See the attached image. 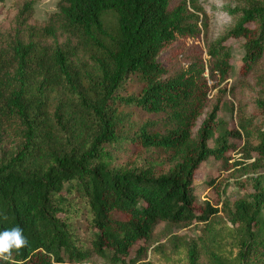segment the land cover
I'll list each match as a JSON object with an SVG mask.
<instances>
[{"label": "trees", "instance_id": "trees-1", "mask_svg": "<svg viewBox=\"0 0 264 264\" xmlns=\"http://www.w3.org/2000/svg\"><path fill=\"white\" fill-rule=\"evenodd\" d=\"M189 1L58 0L57 12L38 25L28 0L15 24L0 28V120L19 118L27 130L23 146L0 162V231L18 226L28 240L0 264L80 263L92 252L104 256L107 250L113 261H120L136 243L149 240L159 222L206 221L218 212L209 203H198L196 172L211 157L226 158L235 149L230 137L241 131L217 132L225 89L194 131L208 106L211 86L204 57L186 44L201 34ZM106 12L118 16L116 46L109 53L110 63L102 64L100 79L87 84L74 60L88 47H103ZM239 12L229 35L245 40L240 73L246 77L264 56V5ZM224 40H216L208 52L221 82L232 71ZM167 50L170 55L163 57ZM177 62L180 68L174 67ZM256 77L264 85V72ZM134 80L137 94L120 95L121 85ZM35 85L40 96L66 87L79 97L94 126L86 148L46 153L36 145L29 117L36 101L28 95ZM257 104V114L264 115V99ZM119 105H132L148 118L128 139L119 138ZM241 128L249 133L247 125ZM259 132L255 149L264 156V132ZM216 134V146L210 147ZM121 140L132 155L114 165L105 147ZM148 151L153 152L150 158L145 156ZM252 198L235 203L232 220L250 234L243 243L244 258L264 264L259 218L264 192ZM89 228L94 231L92 252L79 245L80 233Z\"/></svg>", "mask_w": 264, "mask_h": 264}, {"label": "rangeland", "instance_id": "rangeland-1", "mask_svg": "<svg viewBox=\"0 0 264 264\" xmlns=\"http://www.w3.org/2000/svg\"><path fill=\"white\" fill-rule=\"evenodd\" d=\"M28 0H4L0 2V28L8 29L17 21L23 4ZM33 2L32 21L44 24L57 12L58 0H31ZM255 5H264V0H191L190 10L199 18L201 34L186 40L187 47L201 53L206 61L205 75L211 86V94L205 113L199 118L196 131L212 111L221 89H225L217 114L218 133L241 131L239 136L230 137L235 144L226 158L213 157L204 161L194 181L198 203H209L218 212L206 221L170 224L159 222L147 241L136 243L130 255L120 261L112 260V252L104 256L92 252L90 240L93 230L80 233L81 245L92 253L88 259L71 264H253L244 258L243 243L250 237L248 229L232 220L235 203L239 200L252 201L257 192H264V156L255 147L260 143L264 132V115L257 114L259 99H264V85L257 83V73L264 72V56L256 70L248 76L240 73L245 56L243 38L229 35L241 13ZM107 35L101 37L103 47L92 46L78 53L74 63L82 80L98 81L102 75V64L110 63V51L116 46L118 37V16L106 12L103 17ZM225 39V49L231 54L232 71L225 82L212 70L209 49L216 40ZM170 55L169 50L163 57ZM166 62V60H164ZM180 64H174L180 68ZM138 82L127 81L122 84L120 95L133 97L137 94ZM261 86L263 88H261ZM227 87V89H226ZM28 95L35 99L36 106L29 117L35 129V143L41 145L46 153H64L75 147L86 148L92 139L94 126L86 114L79 97L66 87L48 89L40 96L37 86L28 88ZM160 115L158 116V118ZM148 120L147 116L132 105H119L118 129L120 137L128 139ZM164 121V116L160 117ZM247 125L245 134L241 126ZM27 130L19 118L11 121L0 120V162L12 156L26 139ZM209 141L210 147L216 146V136ZM110 161L121 165L129 160L132 149L127 141L121 140L106 145ZM153 155L146 152L147 157ZM260 227L264 231V207L259 216ZM70 264V263H64Z\"/></svg>", "mask_w": 264, "mask_h": 264}, {"label": "clouds", "instance_id": "clouds-1", "mask_svg": "<svg viewBox=\"0 0 264 264\" xmlns=\"http://www.w3.org/2000/svg\"><path fill=\"white\" fill-rule=\"evenodd\" d=\"M28 243L23 229L12 227L0 231V261H9L13 250H20Z\"/></svg>", "mask_w": 264, "mask_h": 264}]
</instances>
